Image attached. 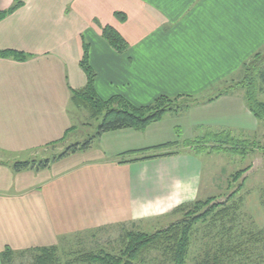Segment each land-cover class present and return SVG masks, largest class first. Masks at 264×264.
<instances>
[{
    "label": "crops",
    "instance_id": "0c3cea01",
    "mask_svg": "<svg viewBox=\"0 0 264 264\" xmlns=\"http://www.w3.org/2000/svg\"><path fill=\"white\" fill-rule=\"evenodd\" d=\"M15 1L0 0V11ZM19 1L0 22V50L28 56L0 58V264L6 247H51L67 233L175 214L201 200L203 185L201 153L184 143L258 131L244 91L202 96L264 47V0ZM105 26L125 39V54L103 39ZM85 46L102 100L121 96L145 107L185 96L197 103L145 131L106 133L60 158L74 145L71 105L87 84ZM167 144L174 145L160 148ZM49 148L47 168L14 170L19 155L36 158ZM142 178L155 193L145 202L133 191Z\"/></svg>",
    "mask_w": 264,
    "mask_h": 264
},
{
    "label": "trees",
    "instance_id": "16d2710c",
    "mask_svg": "<svg viewBox=\"0 0 264 264\" xmlns=\"http://www.w3.org/2000/svg\"><path fill=\"white\" fill-rule=\"evenodd\" d=\"M21 6L22 2L16 0L9 10L0 11V22L8 15L16 12ZM116 16L121 21H125L126 19L123 14L117 13ZM102 37L118 53L125 54L127 52V42L113 27H103ZM0 58H13L18 61H25L28 56L23 52L15 50H0ZM80 64L87 77V84L84 89L73 92V103L79 108L88 110L94 119L101 118L102 122L94 137L82 145L74 144L60 155V158L71 151L88 150L95 139L106 133L124 129L145 131L152 124L160 122L168 111L179 109V106L176 105L177 101L188 102L190 105H186L188 109L197 103L195 102L197 100L185 96L176 98L161 96L153 104L145 107H137L121 96H115L105 101L99 97L95 89L97 74L89 63V50L87 46L84 47V55ZM241 73V79L229 86L227 90L222 91L218 97L228 94L233 89L244 91L245 101L250 112L258 121L264 123V102L259 99V95L263 92L264 84V55L259 51L248 61L244 62ZM218 97L208 101H214ZM65 139L66 136L63 141ZM202 140L207 141V143L213 140L217 143L216 146L219 147L212 150L217 153L228 152L247 157L254 148H258L264 153V146H256L247 140L237 139L226 132L203 138ZM200 141L188 142L187 146L197 148V152L199 153H211L206 144L198 145ZM172 145L174 144H167L160 148ZM35 164L34 161L17 163L13 168L16 172L32 169L33 167L45 169L49 165V160L40 161L37 165ZM240 173H243V171L232 176V182L238 175H241ZM237 195L238 192L236 191L231 194L225 203L221 204H213L217 201L218 197H210L207 200H198L191 205L182 206L175 211V214L182 213L183 219L174 222L167 229L154 233L143 231L125 232L121 239L122 249L119 254L113 255L100 251L99 253L84 254L78 260L84 264H146V258L156 253L159 255V262L157 264H187L190 250L200 233V228L206 226L203 236L210 237V239L216 242L215 238L217 239V236L215 234H222L218 236L219 248L216 254L212 257H206L199 264H253L251 259H249L248 245L241 244L238 239L233 240L230 234V232L234 231L233 227L238 220L239 212H241L242 199L236 200ZM230 202L231 205H228ZM227 223L231 224L232 228L226 229V232H224ZM219 229L220 231H218ZM248 233L250 235L249 243H253V241L259 243L264 240V231L257 233L249 231ZM213 235L215 238H213ZM242 235L245 236L246 233ZM224 244L227 247H224ZM27 253H32L33 255L32 264H61L58 254L59 249L56 246L38 247L21 252L6 247L1 254V264H13L15 256Z\"/></svg>",
    "mask_w": 264,
    "mask_h": 264
},
{
    "label": "rangeland",
    "instance_id": "374dc122",
    "mask_svg": "<svg viewBox=\"0 0 264 264\" xmlns=\"http://www.w3.org/2000/svg\"><path fill=\"white\" fill-rule=\"evenodd\" d=\"M260 52L264 55V47L260 50ZM241 76L242 73L240 70L239 72L235 73L232 78L230 76V78L220 83V89H212L207 93L208 96L204 95L202 96V98H207L209 96L213 97L217 93H219V90L220 92L227 90L229 86L237 83L241 79ZM259 99L264 102V84L263 92L259 95ZM177 102L178 103L176 105L179 106V109L168 111L164 118L166 116H170V114H183L186 111H189V109L191 108H187L189 104L186 101L180 100ZM76 107L77 106H74L73 104L71 105L75 132L70 136V138L71 144L78 143L82 145L96 135L102 119H94L88 110ZM258 123V131H237V136L233 137H237V139L240 140H247L255 144L256 146L263 147L264 123L260 121ZM201 144H206L211 153L203 152L200 154L204 165L203 185L200 193V199L207 200L210 197H218L217 201H215L213 204H221L225 203L229 199L231 194L236 191L238 192L236 200L242 199V203L240 206L241 212H239L238 215V223L236 222L233 227L234 231L230 232V234L233 237V240L238 239L241 244L244 243L248 245L247 248L249 249V259H251L253 264H264V240L259 243L252 240L253 243H249L250 235H248L249 231L251 233L264 231L263 151L258 148H254V150L251 151L247 155V157H242L228 152H213V149L219 147L216 146L217 143H215L213 140H210L208 143L205 140H201L198 145ZM170 150L174 151L175 147L173 146ZM195 150L197 151V148H195ZM53 151H55L54 148H49L48 152L39 151V155H37L36 158H32L30 154L19 155L18 158H16L15 164L31 162L33 161L31 159H36V161L34 160V162L36 163L35 165H37V163H39L40 161H44L43 159L52 158L54 153ZM57 152H59V150ZM32 169L40 170L35 167H33ZM142 171L143 173H149V171H151V168L148 169L144 167ZM241 171H243V173H240L241 175H238V177L235 178V180L232 182V176ZM146 179L144 180V178H142V182H133L134 184L136 183L133 186L135 196H137V198H142L144 202L149 198H152V195L155 194L153 191L154 187L151 186ZM228 205H231V202L228 203ZM172 214L173 213H171V215L169 216H163V218L151 217L143 220V222L140 221L141 223H129L122 225L116 224L113 226L88 229L73 234L67 233L57 238L56 242H54L55 244L53 243L52 245L56 246L59 249L58 254L61 264H84L78 260V258L84 254L99 253L100 251H105L108 254L113 255L119 254L120 250L122 249V236L127 231H143L154 233L159 230L167 229L172 224H174V222L179 221V219H183L182 213ZM205 228L206 226L200 228V233L196 237L190 250V256L188 258L187 264H199L200 261L204 260L206 257H212L216 254L219 248L218 236L222 233L215 234V236H217V239L213 235V238H215L216 240L215 242L214 240L210 239V237L203 236V231L206 230ZM229 228H232V226L231 224L227 223L225 225L224 232H226V229L228 230ZM218 231H220V229ZM243 233H246V235H242ZM224 247L227 246L225 245ZM16 251L21 252L20 250ZM158 260L159 255L154 253L146 258V264H157V262H159ZM32 262V253H27L15 256L13 264H32Z\"/></svg>",
    "mask_w": 264,
    "mask_h": 264
}]
</instances>
